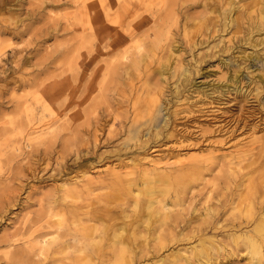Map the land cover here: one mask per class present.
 <instances>
[{
  "label": "rangeland",
  "instance_id": "374dc122",
  "mask_svg": "<svg viewBox=\"0 0 264 264\" xmlns=\"http://www.w3.org/2000/svg\"><path fill=\"white\" fill-rule=\"evenodd\" d=\"M263 1L0 0V264L255 263Z\"/></svg>",
  "mask_w": 264,
  "mask_h": 264
},
{
  "label": "bare ground",
  "instance_id": "6f19581e",
  "mask_svg": "<svg viewBox=\"0 0 264 264\" xmlns=\"http://www.w3.org/2000/svg\"><path fill=\"white\" fill-rule=\"evenodd\" d=\"M259 12V14H258V16H257V20H258V24L257 23H255V21H253V24H252V26L251 25H249V26H251V28L249 27V29H248V31H253V29H255L257 32L258 31H262V32H260L259 33V35H257V36H260V38H258V39H254L253 37H254V35H249V38H248V40H250V41H252V45H253V47H255V46H257L258 45V47L260 46V45H262V44H264V1H263V3H262V8H260V10L258 11ZM240 15V14H239ZM249 18V17H248ZM227 23L228 24H237L238 23V18L236 17V16H233L232 14L230 15L229 13L227 14ZM230 27V26H229ZM250 33V32H249ZM258 34V33H257ZM256 49V48H255ZM261 50H262V48H261ZM257 51V50H256ZM256 51H254V52H251V53H249L247 56H245L244 57V61L245 60H248V59H250V58H260V54L258 53V52H256ZM260 51V50H259ZM263 51H264V47H263ZM243 63V62H242ZM236 72H238V71H236ZM263 73H264V71H263ZM234 76V75H233ZM238 76V75H237ZM262 77V75H259V77ZM260 77V78H261ZM252 78V77H251ZM262 79V78H261ZM263 81H264V79H262ZM236 81V80H235ZM260 91H258V92H256L255 93V97L256 98H258L259 97V95H260ZM34 131V130H33ZM72 135V134H71ZM262 143H263V145H264V139L262 140ZM256 193V192H255ZM151 203V202H150ZM156 204V203H155ZM173 205V204H172ZM166 206V205H165ZM173 207V206H172ZM171 208V207H170ZM263 212V211H262ZM253 213V212H252ZM145 215V214H144ZM143 215V216H144ZM174 215V214H173ZM206 215V214H205ZM205 215H204V218H205ZM208 216V215H207ZM259 217H260V215H259ZM169 218V216H168V214L166 213V219L165 220H167ZM146 219V218H145ZM210 219V218H209ZM264 219V218H263ZM147 220V219H146ZM262 220V219H261ZM262 221H264V220H262ZM145 227V226H144ZM91 228V227H90ZM89 228V229H90ZM146 230V229H145ZM256 230V237H254V236H252V237H249V236H245L246 238V250H247V252L250 254V256L251 255H259L260 257L259 258H257V260H256V262L255 263H252V264H264V250H263V236H264V227H262V231L260 230V229H255ZM90 232V231H89ZM83 233V232H82ZM138 233V232H137ZM245 233V232H244ZM260 233H262V251L263 252H260V247H261V244H260V240H259V237H261V234ZM85 234V233H84ZM90 234V233H89ZM246 234V233H245ZM117 235V234H116ZM247 235V234H246ZM85 236H87V235H85ZM118 237V236H117ZM132 238V237H131ZM48 240H49V238H47ZM124 239H127L126 237L124 238ZM205 240V239H204ZM209 240V239H208ZM118 241V240H117ZM46 243V242H45ZM133 243V242H132ZM109 245V244H108ZM128 245V244H127ZM140 246V245H139ZM134 247V246H133ZM93 249V248H92ZM129 249V248H128ZM261 253H262V256H261ZM88 254H89V252H88ZM91 254H92V252H91ZM94 255V254H93ZM111 255V254H110ZM183 256V255H182ZM185 257V256H184ZM186 259V258H185Z\"/></svg>",
  "mask_w": 264,
  "mask_h": 264
}]
</instances>
